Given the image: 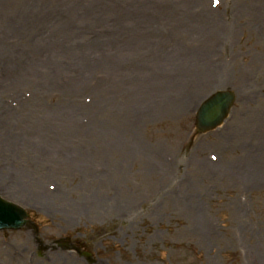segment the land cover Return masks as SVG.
<instances>
[{
  "label": "rangeland",
  "instance_id": "obj_1",
  "mask_svg": "<svg viewBox=\"0 0 264 264\" xmlns=\"http://www.w3.org/2000/svg\"><path fill=\"white\" fill-rule=\"evenodd\" d=\"M0 74V264H264V0H0Z\"/></svg>",
  "mask_w": 264,
  "mask_h": 264
},
{
  "label": "water",
  "instance_id": "obj_2",
  "mask_svg": "<svg viewBox=\"0 0 264 264\" xmlns=\"http://www.w3.org/2000/svg\"><path fill=\"white\" fill-rule=\"evenodd\" d=\"M233 101L234 95L228 91L216 92L204 100L196 113L197 132L216 128L226 118ZM25 219L23 210L0 199V230L18 229Z\"/></svg>",
  "mask_w": 264,
  "mask_h": 264
},
{
  "label": "bare ground",
  "instance_id": "obj_3",
  "mask_svg": "<svg viewBox=\"0 0 264 264\" xmlns=\"http://www.w3.org/2000/svg\"><path fill=\"white\" fill-rule=\"evenodd\" d=\"M16 53H17V52H16ZM17 54H18V53H17ZM41 55H42V54L40 53V51H39L35 46H32V49L24 50V53L19 54L18 56H19L20 59H18V60L23 59L25 66L30 67V66H32L33 58H35V57H37V56H41ZM18 70H19V69H18ZM38 70L46 71V69H43V68H41V67H39ZM19 71H20V70H19ZM22 76H23V75L15 74L14 77L8 79L9 83L11 82L9 85H10L11 87L14 88L15 85L18 83V81H20V79L23 80ZM8 81H7V80H3V79H2V75L0 74V83H1V84H3V82L6 83V82H8ZM26 83H28V79H26ZM1 84H0V85H1ZM14 84H15V85H14ZM3 86H4V85H3ZM13 88H12V89H13ZM206 97H208V96H206ZM206 97H205V98H206ZM205 98H203V99H205Z\"/></svg>",
  "mask_w": 264,
  "mask_h": 264
}]
</instances>
